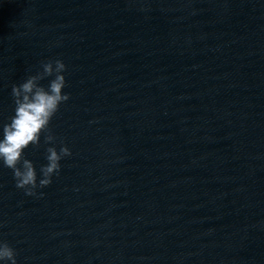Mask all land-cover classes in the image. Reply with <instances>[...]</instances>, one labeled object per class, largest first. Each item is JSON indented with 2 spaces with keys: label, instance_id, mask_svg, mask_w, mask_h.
I'll return each instance as SVG.
<instances>
[{
  "label": "water",
  "instance_id": "95a60500",
  "mask_svg": "<svg viewBox=\"0 0 264 264\" xmlns=\"http://www.w3.org/2000/svg\"><path fill=\"white\" fill-rule=\"evenodd\" d=\"M56 59V141L24 156L37 182L71 156L37 196L0 162L17 264H264V0H0V139Z\"/></svg>",
  "mask_w": 264,
  "mask_h": 264
},
{
  "label": "clouds",
  "instance_id": "9594fccd",
  "mask_svg": "<svg viewBox=\"0 0 264 264\" xmlns=\"http://www.w3.org/2000/svg\"><path fill=\"white\" fill-rule=\"evenodd\" d=\"M42 72L29 76L23 83L13 85L11 95L15 105L14 115L10 122L3 125L2 139H0V162L13 172L16 187L24 190L27 196H37V189H43L52 183L53 175H59L64 157L71 156V151L62 145L46 148L47 164L41 166V178L37 182L36 169L24 151L29 146L39 147L41 134L45 144H54L56 137L49 128L50 121L59 111L60 105L70 96L62 90L66 86L63 73L66 65L60 59L48 60L42 63ZM47 87L40 81L53 77ZM43 192L39 193L42 197ZM0 262L17 264L16 252L7 242L0 241Z\"/></svg>",
  "mask_w": 264,
  "mask_h": 264
}]
</instances>
